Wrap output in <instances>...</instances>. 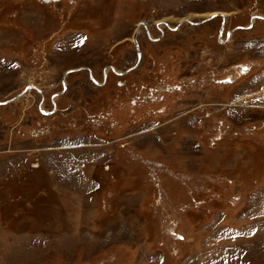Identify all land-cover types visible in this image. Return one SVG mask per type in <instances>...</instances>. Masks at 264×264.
I'll return each mask as SVG.
<instances>
[{
	"label": "rangeland",
	"instance_id": "374dc122",
	"mask_svg": "<svg viewBox=\"0 0 264 264\" xmlns=\"http://www.w3.org/2000/svg\"><path fill=\"white\" fill-rule=\"evenodd\" d=\"M0 264H264V0H0Z\"/></svg>",
	"mask_w": 264,
	"mask_h": 264
},
{
	"label": "water",
	"instance_id": "95a60500",
	"mask_svg": "<svg viewBox=\"0 0 264 264\" xmlns=\"http://www.w3.org/2000/svg\"><path fill=\"white\" fill-rule=\"evenodd\" d=\"M186 21H189V20H188V19H186ZM140 23H142V22H140ZM139 25H140V24H139ZM136 31H137V29H136ZM135 35H136V32L134 33L133 40H134L135 44L137 45V43H136V40H135Z\"/></svg>",
	"mask_w": 264,
	"mask_h": 264
},
{
	"label": "bare ground",
	"instance_id": "6f19581e",
	"mask_svg": "<svg viewBox=\"0 0 264 264\" xmlns=\"http://www.w3.org/2000/svg\"><path fill=\"white\" fill-rule=\"evenodd\" d=\"M139 24L141 25V24H144V23L142 22V23H138V24H137V27H136L137 31H138V28H139V26H140ZM137 31H136V32H137Z\"/></svg>",
	"mask_w": 264,
	"mask_h": 264
}]
</instances>
